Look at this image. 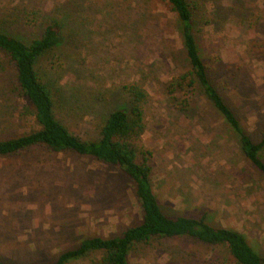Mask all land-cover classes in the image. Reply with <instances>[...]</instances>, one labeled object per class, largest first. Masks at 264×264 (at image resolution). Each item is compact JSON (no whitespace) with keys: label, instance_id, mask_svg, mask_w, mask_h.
<instances>
[{"label":"rangeland","instance_id":"rangeland-1","mask_svg":"<svg viewBox=\"0 0 264 264\" xmlns=\"http://www.w3.org/2000/svg\"><path fill=\"white\" fill-rule=\"evenodd\" d=\"M187 2L210 80L259 142L264 0ZM52 22L62 26L61 44L36 68L63 95L56 118L79 140H97L108 113L127 101L122 88L138 86L147 95L142 144L162 212L205 216L213 227L238 231L263 257L264 176L197 87L171 90L189 66L165 0H0V30L26 44ZM37 128L15 66L0 53V140ZM141 220L133 183L112 166L41 147L0 156V260L8 264H50L84 238L117 236ZM128 264L237 263L223 247L171 238L136 245Z\"/></svg>","mask_w":264,"mask_h":264},{"label":"trees","instance_id":"trees-1","mask_svg":"<svg viewBox=\"0 0 264 264\" xmlns=\"http://www.w3.org/2000/svg\"><path fill=\"white\" fill-rule=\"evenodd\" d=\"M165 4L178 20L189 66L188 70L172 79L169 83L171 90H192L197 87L238 138L246 160L264 176V130L260 141L254 142L214 87L195 38L193 9L187 0H165ZM61 29L59 22L47 24L41 36L30 44L0 30V53L13 62L19 90L30 103L38 126L27 134L0 140V156H12L41 147L56 153L73 152L112 166L133 183L142 220L117 236L84 238L76 248L60 253L50 264H68L89 254H99L101 257L93 264H128L129 254L136 245L171 238H189L206 245L223 247L237 264H264V256H259L238 231L213 227L205 216L168 217L162 212L151 186L149 156L142 144L145 129L142 105L147 95L138 86L122 88L127 101L121 108L108 113L97 140H79L56 118L55 109L63 104V95L59 88L39 75L36 66L40 58L59 47ZM0 264L8 263L0 260Z\"/></svg>","mask_w":264,"mask_h":264}]
</instances>
